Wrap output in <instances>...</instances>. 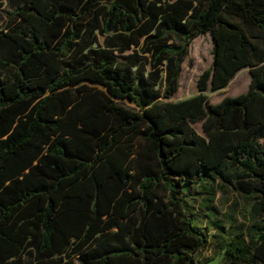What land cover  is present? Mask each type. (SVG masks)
I'll return each mask as SVG.
<instances>
[{"label": "trees", "instance_id": "obj_1", "mask_svg": "<svg viewBox=\"0 0 264 264\" xmlns=\"http://www.w3.org/2000/svg\"><path fill=\"white\" fill-rule=\"evenodd\" d=\"M3 1L0 264H194L208 175L243 200L217 248L264 264V0ZM206 32L199 92L168 100Z\"/></svg>", "mask_w": 264, "mask_h": 264}, {"label": "rangeland", "instance_id": "obj_2", "mask_svg": "<svg viewBox=\"0 0 264 264\" xmlns=\"http://www.w3.org/2000/svg\"><path fill=\"white\" fill-rule=\"evenodd\" d=\"M6 1L0 5V30L7 22L6 11H10ZM211 64V41L209 34L201 33L192 38L187 45V54L181 62L178 87L174 94L168 98L176 101L197 94L196 78L199 73ZM248 87L247 67L235 73L228 83L220 89L201 91L208 96L211 103L218 102L222 97L233 96L244 92ZM194 129L203 135L201 122L191 123ZM188 194L193 205L196 222L200 227L205 228L209 235L208 242L196 253L193 254L194 264H233L228 260V254L217 248L221 241L218 234L225 236L242 223L240 210L243 203L242 198L232 192L229 188L220 186L212 177L206 176L201 184L188 188ZM74 261H72V264Z\"/></svg>", "mask_w": 264, "mask_h": 264}]
</instances>
